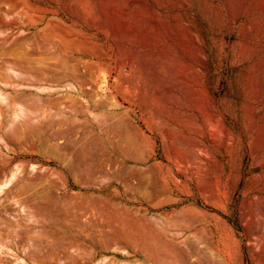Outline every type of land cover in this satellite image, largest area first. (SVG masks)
<instances>
[{"label":"rangeland","instance_id":"374dc122","mask_svg":"<svg viewBox=\"0 0 264 264\" xmlns=\"http://www.w3.org/2000/svg\"><path fill=\"white\" fill-rule=\"evenodd\" d=\"M0 264H264V0H0Z\"/></svg>","mask_w":264,"mask_h":264},{"label":"bare ground","instance_id":"6f19581e","mask_svg":"<svg viewBox=\"0 0 264 264\" xmlns=\"http://www.w3.org/2000/svg\"><path fill=\"white\" fill-rule=\"evenodd\" d=\"M18 61V60H17ZM16 61V62H17ZM16 66V65H15ZM53 90V89H52ZM55 90V89H54ZM69 97V96H68ZM60 104V103H59ZM61 106V105H60ZM64 107V106H63ZM75 110V109H74ZM64 135H66V134H64ZM62 137V136H61ZM54 140V139H53ZM63 142V141H62ZM74 142V141H73ZM72 145V144H71ZM60 148V147H59ZM11 150V149H10ZM68 152V151H67ZM72 160V159H71ZM67 161V160H66ZM72 165V164H71ZM30 168V167H29ZM65 169H66V167H64ZM69 168V167H68ZM20 169V168H19ZM33 169V168H32ZM21 170H22V168H21ZM65 171V170H64ZM69 171V170H68ZM68 171H66L67 172V174H69V172ZM86 172V171H85ZM12 173V172H11ZM15 173V172H14ZM18 173H19V171H18ZM24 173V172H23ZM9 175H11V177H13L14 175L13 174H9ZM20 175V174H19ZM30 175V174H29ZM79 176V175H78ZM11 177H9V178H11ZM20 177H21V175H20ZM15 178V177H14ZM71 178V177H70ZM11 180V179H10ZM14 180V179H13ZM18 180V179H17ZM20 180V179H19ZM54 184V183H53ZM47 185V184H46ZM81 185V184H80ZM48 186V185H47ZM47 186H45V187H47ZM50 186V185H49ZM37 187V186H36ZM35 187V188H36ZM42 187V186H41ZM40 187V188H41ZM52 187V186H51ZM31 188V187H30ZM39 188V187H38ZM37 188V189H38ZM49 188V187H48ZM59 188V187H58ZM23 189H24V186H23ZM42 189H44V188H42ZM41 189V190H42ZM40 190V192L39 193H37L36 191V193L35 192H33V190H32V197H29V198H33V200L34 199H36V198H38L39 200H40V198H45L46 200H49V202H56V200H57V197L54 195V194H52L50 191H51V189L48 191L47 189H45V190H43V191H41ZM53 190H55L54 188H53ZM30 191V190H29ZM66 192V191H65ZM31 193V192H30ZM29 193V194H30ZM64 194V193H63ZM59 195V194H58ZM64 198H65V196H64ZM68 198H69V196H68ZM67 198V199H68ZM80 198V197H79ZM37 199V200H38ZM66 199V198H65ZM32 199H31V201H33ZM44 200V199H43ZM42 200V201H43ZM69 200V199H68ZM90 200V199H89ZM45 201V200H44ZM59 201V200H58ZM36 202V201H35ZM45 202H47V201H45ZM61 202V201H60ZM67 202V201H66ZM69 202V201H68ZM59 203V202H58ZM62 203V202H61ZM84 203H86V202H84ZM49 204V203H48ZM55 204V203H54ZM57 204V203H56ZM63 204H67V203H64V201H63ZM102 204V203H101ZM61 205V204H60ZM87 205V204H86ZM85 205V206H86ZM58 206V205H57ZM108 206H110V205H108ZM64 207V206H63ZM112 207V206H111ZM110 207V208H111ZM51 208V207H50ZM100 208V207H99ZM57 209V208H56ZM124 209V208H123ZM82 210V209H81ZM86 210V209H85ZM101 210V209H100ZM106 210H107V207H106ZM31 211H32V209H31ZM105 213V212H104ZM113 214H114V212H112ZM67 214V213H66ZM110 214H111V212H110ZM112 214V215H113ZM93 215V214H92ZM71 218V217H70ZM115 219V218H114ZM86 220V219H85ZM41 222V221H40ZM67 222H68V220H67ZM81 222V221H80ZM111 222V221H110ZM115 222V221H114ZM77 224H79V223H77ZM73 225V224H72ZM78 226V225H77ZM79 226H81V224L79 225ZM110 226V225H109ZM113 225H111V227H112ZM83 227V226H82ZM61 228V227H60ZM95 228V227H94ZM99 228H101V227H99ZM103 228V227H102ZM105 228V227H104ZM62 229V228H61ZM112 229V228H111ZM100 230V229H99ZM113 230V229H112ZM101 231V230H100ZM110 232V231H109ZM97 234V233H96ZM88 235H86V237H87ZM29 239V238H28ZM90 241H91V243L94 245V241H93V238L92 237H90ZM35 247V246H34ZM48 247V246H47ZM37 248V247H36ZM114 248V247H113ZM63 249V248H62ZM64 250V249H63ZM40 252V251H39ZM46 254V253H45ZM58 254V253H57ZM105 260V259H104ZM67 261V260H66ZM71 262V261H70Z\"/></svg>","mask_w":264,"mask_h":264}]
</instances>
